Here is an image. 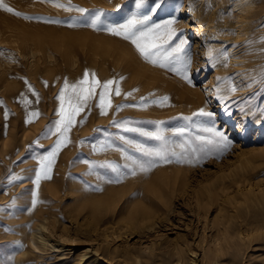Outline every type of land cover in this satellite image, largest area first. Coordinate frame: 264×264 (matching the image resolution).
<instances>
[{
  "label": "rangeland",
  "instance_id": "rangeland-1",
  "mask_svg": "<svg viewBox=\"0 0 264 264\" xmlns=\"http://www.w3.org/2000/svg\"><path fill=\"white\" fill-rule=\"evenodd\" d=\"M3 3L20 16L0 9V264H264V0H145L139 11L136 0ZM185 7L207 29L202 44ZM134 13L162 26L180 17L172 27L189 41L195 86L104 30ZM96 15L103 24L93 28ZM86 71L114 81L111 108L101 115L97 88L45 178L59 94L67 82L68 108ZM211 124L232 141L223 154L195 139L211 140L197 127ZM124 127L159 132L181 162L141 171L135 145L161 142ZM39 223L49 237L36 250L26 238Z\"/></svg>",
  "mask_w": 264,
  "mask_h": 264
},
{
  "label": "snow or ice",
  "instance_id": "snow-or-ice-1",
  "mask_svg": "<svg viewBox=\"0 0 264 264\" xmlns=\"http://www.w3.org/2000/svg\"><path fill=\"white\" fill-rule=\"evenodd\" d=\"M145 0H136V8L139 11L144 5ZM59 6V5H57ZM0 9L5 12L13 13L16 16H20L19 12L5 5L3 0H0ZM68 10V9H66ZM85 15L86 10L79 8L76 9ZM27 18V17H25ZM151 17L147 14L137 15L134 13L130 18H128L122 24H104V30L110 32L115 36L122 37L125 40L131 41L135 46L136 50L140 55L146 60L151 62L153 65H158L162 68H168L170 71L176 72L180 75L190 86H195L192 76L189 74V68L191 65V56L187 54L185 50V45L189 41L185 38L183 33H178L172 26L180 22V17H172L164 22V25L160 24H150L149 21ZM103 24L100 15H96L91 19L90 26L96 28L98 25ZM163 29V30H162ZM228 57L225 56V59ZM114 81L108 80L101 84L92 75L91 80H89V73L86 71L83 78L78 81L77 84L71 85L72 95L68 97V108L64 107L65 102V90L69 87L68 83L65 82L64 89L61 90L58 99L60 100V109L57 115L60 120L56 123L57 132L60 133V138L56 141L55 147L52 151L42 159L47 161L44 165L43 175L48 178V169H50L54 157L61 149V147L66 146V133L73 126V121L76 115L83 110L87 101L96 95V89L100 88L99 91V103L97 107L100 108L101 115H106V109L111 107V101L106 99L110 95V86L113 85ZM235 91V89H232ZM116 95H120L119 89H116ZM168 97H163L161 103L166 102ZM33 116L37 115L32 113ZM199 116L212 118L213 114L211 112H205L201 110L198 113ZM127 123V122H125ZM117 127H123V125L117 124ZM200 132L209 134L212 139L208 140L205 136L197 135L195 139L201 142L213 143L217 151L223 154L231 146V139L225 132H221L215 127L214 124L209 126H197ZM126 132H138L141 136L148 137L161 142V147L159 148H145L140 145H135L136 150L145 158H147V163H139V168L141 171H148L151 167L155 166L157 163H170L174 158L177 162H181L180 157H177L175 152H170L167 147V142L164 137L159 134V132H146L137 128H127L124 127ZM185 129H177L175 134L184 135ZM121 140H125L122 136ZM126 143L131 144V141H126ZM196 149L193 148V151ZM183 156V153L181 154ZM135 163V161H134ZM100 167H110L112 171H117L114 166L101 165ZM134 174V172H133ZM41 178V173H37V181ZM35 203V201H33Z\"/></svg>",
  "mask_w": 264,
  "mask_h": 264
},
{
  "label": "bare ground",
  "instance_id": "bare-ground-1",
  "mask_svg": "<svg viewBox=\"0 0 264 264\" xmlns=\"http://www.w3.org/2000/svg\"><path fill=\"white\" fill-rule=\"evenodd\" d=\"M236 7V6H235ZM182 11V10H181ZM195 12V11H194ZM194 12H193V10L190 8V7H185L184 8V13L187 15V16H189V21H190V25H189V27H190V33H191V35L193 36V38L195 39V41L196 42H199V43H203L204 42V40L207 38V29L206 28H204V27H202V26H200L198 23H197V21H196V18H195V14H194ZM188 18V17H187ZM188 21V20H187ZM201 48V47H200ZM106 77H107V75H105ZM104 76V77H105ZM202 96V95H201ZM114 101V100H113ZM111 108V107H110ZM108 114H111V112L108 110ZM105 117H107V120H108V116H105ZM105 122V121H104ZM228 122V121H227ZM115 124V123H114ZM112 155H114V154H112ZM118 155V154H117ZM116 158V157H115ZM118 158V157H117ZM119 159V158H118ZM29 181V180H28ZM70 182V181H69ZM44 183V182H43ZM24 184V183H23ZM85 184V183H84ZM29 185H31V184H29ZM42 185V184H41ZM44 185H45V183H44ZM81 185V184H80ZM83 185V184H82ZM79 186V185H78ZM42 187V186H41ZM44 187V186H43ZM18 189V188H17ZM43 189V188H42ZM45 189V188H44ZM46 190V189H45ZM47 191H49V190H47ZM77 191V190H76ZM75 191V192H76ZM45 193V192H44ZM43 194V193H42ZM41 204V203H40ZM43 205V204H42ZM41 206V205H40ZM32 208H34V207H32ZM36 208H38L37 206H36ZM40 208V207H39ZM47 209V208H46ZM46 209H44V210H46ZM43 210V209H42ZM34 211H35V209H34ZM39 211V210H38ZM36 212V211H35ZM34 213V212H33ZM36 215V214H35ZM27 217V216H26ZM30 217V216H29ZM22 220V218H20V220H18V221H21ZM17 221V220H16ZM15 221V222H16ZM17 221V222H18ZM35 222V221H34ZM43 223V222H42ZM42 223H39V224H37L36 225V228H37V231L34 233V234H32V235H30V236H28L27 238H26V240H27V242L29 243V245H31L32 246V248H35L36 250L37 249H39L40 248V246L41 247H44V246H46L47 245V243H48V237L49 236H46V234H43L44 233V231L45 230H43L42 232H41V229L43 228V229H46V228H44V223L42 224ZM26 224V223H25ZM25 224H23V225H25ZM33 224V223H32ZM29 225V224H28ZM27 226V225H26ZM27 228V227H26ZM25 228V229H26ZM22 230V229H21ZM30 232H34V231H30ZM31 234V233H30ZM25 236H26V234H25ZM25 240V241H26ZM50 242V241H49ZM54 247V246H53ZM34 249V250H35ZM33 250V249H32ZM41 251V250H40ZM90 253V252H89ZM87 254H88V251L87 250H84L82 253H81V255H80V260L79 261H82V260H84V258L87 256ZM89 257H91L90 255H88ZM92 256H94V255H92ZM88 257V258H89ZM215 258V257H214ZM90 261H92L91 263L92 264H96L99 260H97L96 259V257L94 256V257H91V260ZM89 261V262H90ZM194 261V260H193ZM195 262V261H194ZM211 264H220L218 261H217V259H213L212 260V263Z\"/></svg>",
  "mask_w": 264,
  "mask_h": 264
}]
</instances>
